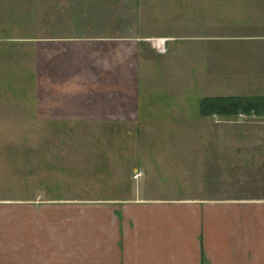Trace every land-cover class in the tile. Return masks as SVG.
Listing matches in <instances>:
<instances>
[{"label": "crops", "instance_id": "crops-1", "mask_svg": "<svg viewBox=\"0 0 264 264\" xmlns=\"http://www.w3.org/2000/svg\"><path fill=\"white\" fill-rule=\"evenodd\" d=\"M3 4L0 74L32 46L38 118L140 122L152 87L164 83L188 94L190 79L221 76L222 59L250 62V71L258 63L249 76L264 78V0ZM232 44L236 49L228 48ZM13 46L20 56L12 55ZM237 153L230 158L240 161ZM244 153L245 167L253 156L264 158V150ZM216 176L209 180L212 189L219 185ZM256 180L264 184V177ZM253 182H238L244 192L225 197L43 200L37 192L3 200L0 264H264V196H252Z\"/></svg>", "mask_w": 264, "mask_h": 264}, {"label": "rangeland", "instance_id": "rangeland-1", "mask_svg": "<svg viewBox=\"0 0 264 264\" xmlns=\"http://www.w3.org/2000/svg\"><path fill=\"white\" fill-rule=\"evenodd\" d=\"M13 49L12 55L20 56V48ZM21 52L24 59L12 58V70L0 74V201L37 192L43 200L237 196L244 192L238 191V182L246 184L249 178L252 196H264V184H259L264 158L253 156L248 167L242 162L246 149L264 150V118L198 112L205 95H264V78L249 76L256 74L258 63L250 71V62L222 59L221 76L190 79L184 88L188 94L155 85L142 100L151 105L140 122H73L38 118L34 49L29 45ZM235 151L241 153L236 163L230 158ZM213 173L217 189L210 185ZM232 178L239 180L228 186Z\"/></svg>", "mask_w": 264, "mask_h": 264}, {"label": "trees", "instance_id": "trees-1", "mask_svg": "<svg viewBox=\"0 0 264 264\" xmlns=\"http://www.w3.org/2000/svg\"><path fill=\"white\" fill-rule=\"evenodd\" d=\"M201 116L217 115L226 118L238 115L264 118V95H214L201 98L198 105Z\"/></svg>", "mask_w": 264, "mask_h": 264}, {"label": "built area", "instance_id": "built-area-1", "mask_svg": "<svg viewBox=\"0 0 264 264\" xmlns=\"http://www.w3.org/2000/svg\"><path fill=\"white\" fill-rule=\"evenodd\" d=\"M164 41L162 39H157L156 41V45H157V48L160 49V50H163L164 49ZM139 174V173H138ZM137 176V175H136Z\"/></svg>", "mask_w": 264, "mask_h": 264}]
</instances>
